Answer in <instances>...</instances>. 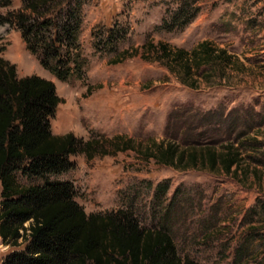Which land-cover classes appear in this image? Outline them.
Wrapping results in <instances>:
<instances>
[{
	"label": "rangeland",
	"instance_id": "374dc122",
	"mask_svg": "<svg viewBox=\"0 0 264 264\" xmlns=\"http://www.w3.org/2000/svg\"><path fill=\"white\" fill-rule=\"evenodd\" d=\"M80 2L77 40L86 61L81 79L56 78L10 24H0V58L16 66L19 78L38 76L55 84L64 102L51 120L54 135L72 133L84 140L123 135L135 148L91 161L71 156L74 169L53 179L71 182L88 214L125 209L143 227L165 229L184 261L262 264L264 165L247 157L251 150L242 151L252 167L240 180L209 167L166 166L141 150L169 142L180 149L264 143V0ZM22 8L21 0H12L0 15L4 19ZM183 8L195 16L170 30L165 19L171 21ZM117 25L126 28L117 51L96 48L95 33ZM204 41L225 49L234 66L224 73L205 68L211 78H198L194 85L146 48L162 42L190 51ZM123 51L127 58L114 63ZM1 191L0 185V203ZM14 249L0 236V264Z\"/></svg>",
	"mask_w": 264,
	"mask_h": 264
},
{
	"label": "trees",
	"instance_id": "16d2710c",
	"mask_svg": "<svg viewBox=\"0 0 264 264\" xmlns=\"http://www.w3.org/2000/svg\"><path fill=\"white\" fill-rule=\"evenodd\" d=\"M21 1L22 10L4 19L0 15V24L17 27L29 50L40 56L56 78L81 79L86 63L77 40L82 0ZM11 4L12 0H0V9ZM195 14L183 8L164 24L170 30L184 27ZM125 30L124 25H117L95 33L96 48L117 51ZM146 48L155 61L192 85L198 78L210 79L207 70L224 73L234 66L233 57L209 41L190 51L162 42ZM127 54L118 53L114 63L122 62ZM63 102L52 81L38 76L19 78L16 66L0 58V236L5 245L15 248L1 264H193L181 258L165 229L143 227L125 209L88 214L76 201L73 184L53 179L74 169L71 156L84 155L91 161L135 148L134 141L123 135L89 140L72 133L54 135L51 120ZM244 149L253 152L247 156L251 161L264 165V143L259 140L192 149H180L174 142L153 143L141 152L166 166L209 167L240 180L252 167ZM252 170L259 174L257 167ZM20 176L34 183L23 185ZM159 189L166 192L164 186Z\"/></svg>",
	"mask_w": 264,
	"mask_h": 264
}]
</instances>
